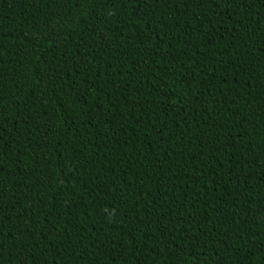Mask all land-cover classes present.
I'll return each mask as SVG.
<instances>
[{"label":"trees","instance_id":"1","mask_svg":"<svg viewBox=\"0 0 264 264\" xmlns=\"http://www.w3.org/2000/svg\"><path fill=\"white\" fill-rule=\"evenodd\" d=\"M0 264H264V0H0Z\"/></svg>","mask_w":264,"mask_h":264}]
</instances>
